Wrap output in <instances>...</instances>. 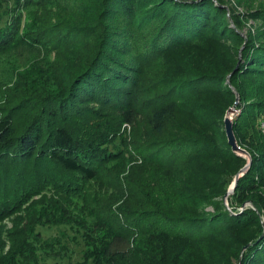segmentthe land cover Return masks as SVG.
I'll return each mask as SVG.
<instances>
[{
  "label": "rangeland",
  "instance_id": "1",
  "mask_svg": "<svg viewBox=\"0 0 264 264\" xmlns=\"http://www.w3.org/2000/svg\"><path fill=\"white\" fill-rule=\"evenodd\" d=\"M220 1L236 38L206 37L190 46L160 53L147 64L138 60L136 92L141 100L162 94L170 86L169 79L193 76L194 70L218 74L224 83L208 91L175 97L177 104L162 136L155 133L146 116L148 107L156 105L140 108L133 125L119 122L110 112L107 124L113 131L107 132L103 143L115 151V158L97 161L93 180L61 170L54 180L43 168L28 167L31 179L42 172L45 178L34 186L24 181L28 189L25 194L20 190L19 202L13 204L8 198L4 206L0 205V263L5 254L25 241L45 264H104L100 242L105 234L137 217L127 227L130 230L124 232L132 250L119 264H245L248 251L264 233L258 235L264 225L261 214L248 213L243 222L203 227L198 239L180 233L184 232L180 226L152 222L157 213L167 218H196L205 211L222 214L225 206L231 214H237L233 207L244 214L249 208L257 210L254 200L264 204V186L242 185L234 195L224 198L243 162L225 154L222 133L225 110L236 98L238 104L241 102L230 79L248 37L264 29V0ZM96 2L0 0V27L11 25L13 30L12 42L0 46V111L14 110L17 127L31 119L44 95L57 93L83 61L88 38L67 31L70 25L89 23ZM262 75L250 76L244 89L250 91L251 85L264 81ZM225 84L232 95L224 91ZM248 99L255 100L254 95ZM98 121L106 120L89 122ZM248 128V122L239 125L241 140L249 135ZM86 132L93 141L101 135L90 127ZM179 135L202 136L208 151L185 153L173 161L147 156L154 142ZM190 194L197 196L194 199ZM87 256L90 259L86 260Z\"/></svg>",
  "mask_w": 264,
  "mask_h": 264
},
{
  "label": "trees",
  "instance_id": "2",
  "mask_svg": "<svg viewBox=\"0 0 264 264\" xmlns=\"http://www.w3.org/2000/svg\"><path fill=\"white\" fill-rule=\"evenodd\" d=\"M216 2L218 3L214 0H97L89 23L68 25V34L87 37L88 42L82 52L83 61L72 71L66 83L57 93H46L43 100L39 101L32 118L27 119L20 127L14 123V110L0 111V205L4 206L8 198L13 204L19 202L20 190L23 193L28 189L23 184L24 181L34 186L45 178L42 172L31 179L27 171L30 166L43 168L54 180H57L59 170L73 173L81 179L93 180L96 177L97 161L107 162L115 158V151L108 150V144L103 143L104 137L108 136L107 132L113 131L107 124L110 112L115 113L119 122L133 125L140 115V108L156 105L148 107L146 116L155 133L162 136L168 119L174 113L177 104L175 97L208 91L211 86L224 83V79L218 74L194 70L193 76L169 79L170 86L162 94L141 100V94L136 92L140 72L138 60L147 64L160 53L190 46L206 37L236 38L235 30L228 27L221 1ZM262 16L264 20V13ZM12 33L11 25L0 27V46L12 42ZM257 74H264V29L248 37L240 54L239 64L230 79L231 85L240 94L241 101L237 105L240 112L234 116V135L239 147L245 149L252 158L250 168L238 180L231 195L242 185L249 188L264 186V81L258 79L260 81L251 85L250 91L244 89L243 85L251 81L250 76ZM253 90H257V93H250ZM224 91L233 94L226 84ZM251 95H254L255 100L248 99ZM93 103L98 106L91 105ZM99 118L106 121L95 124L89 122ZM247 122L249 135L241 140L238 127ZM88 127L96 132L100 131L101 135L95 141L87 138L90 137L86 132ZM222 133L226 144L225 154L244 165L245 160L238 157L227 143L224 123ZM205 142L206 139L200 135L168 137L164 141L154 142V149L147 156H163L168 161H173L185 153L208 151ZM246 143L253 147L250 148ZM190 195L194 199L197 196ZM253 203L257 207L255 212L249 208L247 213L238 214L236 207H233L231 209L237 214H231L223 206V213L219 215L205 211L201 213L202 217L184 215L167 218L157 213L153 219L156 221L152 222L159 226H180L184 229L180 233L198 239L202 237L203 227L212 228L222 222H243L248 213L259 217L261 214L264 223V204L256 200ZM136 219L134 217L131 222ZM131 222L126 225L123 221L120 226L117 225L105 234V240L100 242V256L104 264H119L131 252L130 239L124 234L130 230L127 227ZM261 226L258 235L263 233L264 225ZM9 252L0 264H45L33 250L26 247L25 241L17 245L13 252ZM88 259L89 256L86 257ZM244 263L264 264V233L248 251Z\"/></svg>",
  "mask_w": 264,
  "mask_h": 264
},
{
  "label": "water",
  "instance_id": "3",
  "mask_svg": "<svg viewBox=\"0 0 264 264\" xmlns=\"http://www.w3.org/2000/svg\"><path fill=\"white\" fill-rule=\"evenodd\" d=\"M238 99L236 98L233 105L229 107L223 118L224 131L227 139V143L231 146L233 152L240 158L245 160V164L237 171L231 185L228 187L224 194V198L228 197L234 192L238 180L244 175V173L250 168L252 158L251 155L243 148H240L233 131L234 116L237 111Z\"/></svg>",
  "mask_w": 264,
  "mask_h": 264
},
{
  "label": "built area",
  "instance_id": "4",
  "mask_svg": "<svg viewBox=\"0 0 264 264\" xmlns=\"http://www.w3.org/2000/svg\"><path fill=\"white\" fill-rule=\"evenodd\" d=\"M262 130L264 131V125H262Z\"/></svg>",
  "mask_w": 264,
  "mask_h": 264
}]
</instances>
